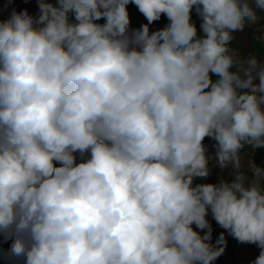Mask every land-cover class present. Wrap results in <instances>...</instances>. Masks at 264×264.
<instances>
[{"label": "clouds", "instance_id": "obj_1", "mask_svg": "<svg viewBox=\"0 0 264 264\" xmlns=\"http://www.w3.org/2000/svg\"><path fill=\"white\" fill-rule=\"evenodd\" d=\"M37 2L0 22L8 264H213L209 210L264 264V63L230 48L264 0ZM210 164L232 179L194 184Z\"/></svg>", "mask_w": 264, "mask_h": 264}, {"label": "rangeland", "instance_id": "obj_2", "mask_svg": "<svg viewBox=\"0 0 264 264\" xmlns=\"http://www.w3.org/2000/svg\"><path fill=\"white\" fill-rule=\"evenodd\" d=\"M47 2L56 3V0H47ZM252 6L255 7L252 0H250ZM27 10L28 14L36 17L39 14L38 2L37 0H0V22L7 20L12 11L20 12L22 10ZM130 18V30L138 29L142 24H147V19L139 12L137 6L130 3L127 6ZM257 21L254 24H246L245 28L249 31L252 37V52L259 58L264 59V11L256 9ZM74 20V17H70ZM192 20L196 24L198 29V34L202 35L200 31L201 20L196 14L195 9L192 12ZM97 23H105L104 19L97 21ZM169 23L166 16L162 15L158 21L153 22L149 25L150 31H155L157 29L163 28ZM240 39L234 36L230 44V48L236 53L237 56H241ZM215 141L210 138H205L204 144L207 146L208 154L212 155L215 151L213 148ZM90 155V153H89ZM77 163L83 162V160L77 154ZM244 162L245 166L250 167L254 162L256 165L264 166V148L252 150L251 148H246L244 150ZM59 166V165H57ZM210 174L207 178H196L194 184L199 183H219L220 179H225L230 181L232 176L230 175V170H221L210 164ZM250 175V172H249ZM211 224L212 228V240L211 243L216 247H223V253L213 262V264H253L256 258L260 254V249L256 244L240 243L237 239L231 236L228 230L220 227L217 222L213 219L212 214L209 210V214L206 217ZM194 229L201 232V235L207 231V229L201 231L193 225ZM223 233L225 242L223 244H217L216 241Z\"/></svg>", "mask_w": 264, "mask_h": 264}, {"label": "water", "instance_id": "obj_3", "mask_svg": "<svg viewBox=\"0 0 264 264\" xmlns=\"http://www.w3.org/2000/svg\"><path fill=\"white\" fill-rule=\"evenodd\" d=\"M233 35L240 39V47H241V57L246 58L248 56L254 55L260 61V63H264V59L259 58L257 55L252 52V37L249 31L244 28L243 31H237L233 33ZM254 83H259V80H255Z\"/></svg>", "mask_w": 264, "mask_h": 264}, {"label": "crops", "instance_id": "obj_4", "mask_svg": "<svg viewBox=\"0 0 264 264\" xmlns=\"http://www.w3.org/2000/svg\"><path fill=\"white\" fill-rule=\"evenodd\" d=\"M11 243V240H5L3 236H0V264H8V260L3 254L10 249Z\"/></svg>", "mask_w": 264, "mask_h": 264}]
</instances>
